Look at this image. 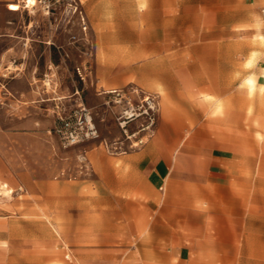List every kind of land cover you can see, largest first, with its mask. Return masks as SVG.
Masks as SVG:
<instances>
[{
  "label": "rangeland",
  "instance_id": "obj_1",
  "mask_svg": "<svg viewBox=\"0 0 264 264\" xmlns=\"http://www.w3.org/2000/svg\"><path fill=\"white\" fill-rule=\"evenodd\" d=\"M163 1L0 0V40H30L23 50L33 57L21 73L42 78L50 87L44 82L40 85L49 91L55 87L58 96H66L65 101L79 98L77 103L91 111L98 131L97 139L63 149L44 134L45 127L25 130L39 134L35 141L21 140L25 145L35 144L36 157L22 160L25 171L0 173V186L6 184L12 191L7 195L0 187V264H90L92 258L84 260L79 253L91 249L92 237L81 232L93 228L100 209L91 199L103 192L86 187L96 179L88 153L113 157L139 151L161 132L178 127L180 139L164 141L170 143L171 164L179 154H189L183 150L194 151L198 160L212 150L225 151L235 193L248 199L258 197L259 204L253 207L260 217L264 215V40L230 39L227 44L205 48L203 41L181 43V50L189 48L188 66L225 68L228 84L225 90L212 87L201 96L197 92L195 101L207 99L206 105L185 108L169 98L166 109L165 93L143 81L149 61L142 55L147 48L157 47L156 40H140L155 36L167 9ZM209 4V0H180L179 9L168 5L166 13L177 16L174 22L182 33L188 27L206 25L213 15L204 10ZM131 53L135 59H129ZM107 56L111 57L109 66ZM240 64L243 71L235 75ZM101 71H108L116 84L102 87L96 76ZM249 76L255 79L251 93L246 82ZM110 90L124 91L125 97L104 93ZM140 91L157 103L155 112L148 110L150 116L142 114L146 105ZM131 109L141 115L126 119L123 113ZM23 154L28 153L22 150ZM47 183L53 185L51 202L46 199ZM66 202H71V209ZM57 210L66 211L64 230L59 232L45 218L51 220ZM260 223L264 230V216ZM42 225L48 228L49 241L43 237Z\"/></svg>",
  "mask_w": 264,
  "mask_h": 264
},
{
  "label": "crops",
  "instance_id": "obj_2",
  "mask_svg": "<svg viewBox=\"0 0 264 264\" xmlns=\"http://www.w3.org/2000/svg\"><path fill=\"white\" fill-rule=\"evenodd\" d=\"M209 3L204 10L213 15L206 25L197 23L195 28L188 27L181 33L174 22L177 16L172 14L169 20L166 13L168 5L172 10L179 9L180 0L163 1L167 9L163 10L165 16L155 36L140 39L156 40L157 47L147 48L142 55L149 61L143 81L165 93L166 109L169 98L185 108L206 105L207 99L195 101L197 92L200 95L212 87L225 90L228 84L225 68L188 66L189 48L181 50V43L203 41L205 48L227 44L230 39L264 40V0ZM13 12L16 11H10ZM29 43L30 40H0V84L5 92L0 94V173L25 171L22 160L36 157L35 144L25 145L21 140L35 141L39 134L25 130L45 127L44 134L58 142L51 134L56 108L70 110L83 105L77 103L79 98L65 101L66 96H58L55 87L50 91L43 88L42 78L21 73V67L33 57L23 50ZM135 57L131 53L129 59ZM105 59L108 64L111 57ZM35 69L39 71L38 66ZM242 71L240 64L235 75ZM96 76L102 87L116 84L108 71ZM252 78L246 80L249 92L255 82ZM218 103L223 105L221 100ZM179 130L180 127L167 134L161 132L148 147L125 155L88 153L96 179L88 181L86 187L102 190L103 195L91 199L100 209L93 228L78 230L83 236H91L93 244L90 250L79 253L81 258L91 257L90 264H264V230L260 223L264 215L260 217L253 207L259 204L258 197L248 199L235 193L232 170L227 168L223 150H212L203 160L196 159L194 151L183 150L189 154H179L171 164L170 143L164 141L179 140ZM22 150L28 154L21 155ZM44 187L47 202H51L53 185L47 183ZM5 194L9 195L7 191ZM63 212L57 210L51 220L45 217L54 231L64 230ZM42 226L43 237L49 241L48 228Z\"/></svg>",
  "mask_w": 264,
  "mask_h": 264
},
{
  "label": "built area",
  "instance_id": "obj_3",
  "mask_svg": "<svg viewBox=\"0 0 264 264\" xmlns=\"http://www.w3.org/2000/svg\"><path fill=\"white\" fill-rule=\"evenodd\" d=\"M0 90L4 91L1 84ZM131 91L138 94V90ZM141 93L143 94L141 101L146 105V109L143 111L142 114L150 116V114L155 112V110L157 109V103L154 101V98L150 95H147L144 92ZM107 94L116 95V97H125L124 91L110 90ZM56 110L57 112L55 115L54 126L51 130V134L58 140L59 145L63 149H70L98 138V131L94 124L92 113L84 105H78L70 110H64L60 108H56ZM131 110L134 113V110ZM148 110L151 111L150 114H148ZM126 112L127 111H125L123 114L125 115ZM135 114L139 116L141 115V113ZM125 117L127 119L126 115Z\"/></svg>",
  "mask_w": 264,
  "mask_h": 264
},
{
  "label": "bare ground",
  "instance_id": "obj_4",
  "mask_svg": "<svg viewBox=\"0 0 264 264\" xmlns=\"http://www.w3.org/2000/svg\"><path fill=\"white\" fill-rule=\"evenodd\" d=\"M248 83H249V82H248ZM249 84H250V83H249ZM250 86H251V84H250ZM250 88H251V87H250ZM250 88H249V89H250ZM250 92H251V91H250ZM107 93H109V91L105 92V94H107ZM249 94H250V93H249ZM132 113H133V111H132V110H129V111L126 112L127 115H126V114H125V115H126L128 118H129V117H130V118H133V116H135V113H134V114H132ZM128 118H127V119H128ZM228 128H229V127H228ZM1 188H6V186H5V185H1ZM6 189H7V188H6ZM7 192H8L9 194H11L12 191H11V190H7ZM75 205H76V204H75ZM65 206H66L67 209H69V208L71 209V208H72V204H71V202H66V205H65ZM65 210H66V209H65ZM65 212H66V211H65ZM65 212H63V214H66ZM57 225H58V224H57ZM59 225H60V224H59Z\"/></svg>",
  "mask_w": 264,
  "mask_h": 264
}]
</instances>
